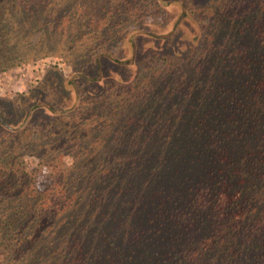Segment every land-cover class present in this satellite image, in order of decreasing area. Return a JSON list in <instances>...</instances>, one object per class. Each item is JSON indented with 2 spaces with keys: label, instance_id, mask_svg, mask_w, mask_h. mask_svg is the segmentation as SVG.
I'll return each mask as SVG.
<instances>
[{
  "label": "rangeland",
  "instance_id": "rangeland-1",
  "mask_svg": "<svg viewBox=\"0 0 264 264\" xmlns=\"http://www.w3.org/2000/svg\"><path fill=\"white\" fill-rule=\"evenodd\" d=\"M222 2L44 0L58 3L43 29L50 53L27 54L28 41L0 66V154L34 170L58 204L26 264L158 262L178 227L157 203L195 169L190 104L206 94L216 106L232 80L239 14ZM103 219L109 243L88 234Z\"/></svg>",
  "mask_w": 264,
  "mask_h": 264
},
{
  "label": "trees",
  "instance_id": "trees-1",
  "mask_svg": "<svg viewBox=\"0 0 264 264\" xmlns=\"http://www.w3.org/2000/svg\"><path fill=\"white\" fill-rule=\"evenodd\" d=\"M43 2L0 0V49L15 53L8 52L0 66L15 62L28 41L33 49L27 54L50 53L43 29L52 27L58 3L43 8ZM222 5L239 14L227 43L230 61L224 58L232 80L225 78L216 91V106L206 94L201 108L190 104L193 142L186 153L195 158V169H185L188 182L157 203L169 218L175 216L178 228L170 245L155 250L158 262L152 264H264V0ZM78 28L69 27L67 36ZM34 172L13 155L0 154V264H26L58 212L52 192L37 185ZM106 222L88 233L94 241L109 243Z\"/></svg>",
  "mask_w": 264,
  "mask_h": 264
}]
</instances>
